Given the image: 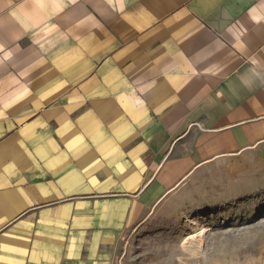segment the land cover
Segmentation results:
<instances>
[{"label":"crops","instance_id":"0c3cea01","mask_svg":"<svg viewBox=\"0 0 264 264\" xmlns=\"http://www.w3.org/2000/svg\"><path fill=\"white\" fill-rule=\"evenodd\" d=\"M264 143V0H0V264H133L146 214ZM179 195V196H178Z\"/></svg>","mask_w":264,"mask_h":264},{"label":"rangeland","instance_id":"374dc122","mask_svg":"<svg viewBox=\"0 0 264 264\" xmlns=\"http://www.w3.org/2000/svg\"><path fill=\"white\" fill-rule=\"evenodd\" d=\"M203 171L182 196L142 218L131 233L133 264H264V143ZM202 228L204 252L193 255L182 243Z\"/></svg>","mask_w":264,"mask_h":264},{"label":"bare ground","instance_id":"6f19581e","mask_svg":"<svg viewBox=\"0 0 264 264\" xmlns=\"http://www.w3.org/2000/svg\"><path fill=\"white\" fill-rule=\"evenodd\" d=\"M195 235L187 237L183 243V249L191 252L193 255H198L204 252L203 248V241L205 236V229L202 228L195 232Z\"/></svg>","mask_w":264,"mask_h":264}]
</instances>
